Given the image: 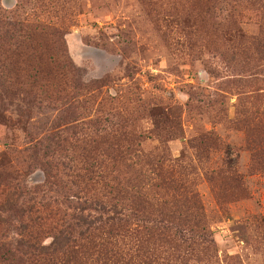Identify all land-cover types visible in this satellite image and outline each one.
Returning a JSON list of instances; mask_svg holds the SVG:
<instances>
[{
  "label": "rangeland",
  "instance_id": "obj_1",
  "mask_svg": "<svg viewBox=\"0 0 264 264\" xmlns=\"http://www.w3.org/2000/svg\"><path fill=\"white\" fill-rule=\"evenodd\" d=\"M20 225L70 264H264V0H0V264H53Z\"/></svg>",
  "mask_w": 264,
  "mask_h": 264
},
{
  "label": "trees",
  "instance_id": "obj_2",
  "mask_svg": "<svg viewBox=\"0 0 264 264\" xmlns=\"http://www.w3.org/2000/svg\"><path fill=\"white\" fill-rule=\"evenodd\" d=\"M20 212L21 213L15 214L18 218L28 216L27 209L25 211L20 210ZM111 213L112 214L109 216V220H112L113 223L115 220H117V222L122 220L125 223L128 221V219H126V214L122 211L113 209ZM20 226L23 229V236L17 242L19 245H23L25 247V253L34 257L33 259L41 256L46 258V256H48L50 257L49 260L52 259L51 261L53 264H70L72 261H75L77 250H74L70 245L73 240H71V236H69L68 233L62 234V239L57 238L51 241L48 245H43L38 244L36 238L33 237L32 234H26L25 226ZM28 235L29 237H33L31 238L32 240H30V238L28 239ZM54 260H56L57 263H54ZM32 264H37V261H32Z\"/></svg>",
  "mask_w": 264,
  "mask_h": 264
}]
</instances>
